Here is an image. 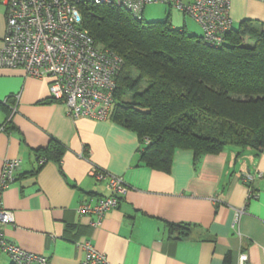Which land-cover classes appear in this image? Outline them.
I'll use <instances>...</instances> for the list:
<instances>
[{"label": "crops", "instance_id": "crops-1", "mask_svg": "<svg viewBox=\"0 0 264 264\" xmlns=\"http://www.w3.org/2000/svg\"><path fill=\"white\" fill-rule=\"evenodd\" d=\"M1 2L0 46L6 26ZM229 2L233 27L243 19L264 23V0ZM173 9L166 7L164 15L173 26L186 27L190 16ZM48 83L19 67L0 69V171L4 160H20L1 194L14 217L2 228L7 240L46 256V264H79L85 252L74 242L86 238L110 264H238L240 252L249 264H264V147L239 154L226 147L197 158L192 150L176 149L168 171L154 169L141 159L143 143L134 131L109 116L71 118L62 102L49 100ZM16 95L11 115L2 102ZM51 139L64 150L60 159L40 164L39 150ZM92 166L127 186L96 227L89 225L92 215L77 210L81 202L107 194L105 181L90 175ZM244 174L252 180L244 182ZM247 183L255 189L249 199ZM237 209L244 211L234 225ZM170 223L189 229L175 237L179 231H166ZM3 259L8 258L0 254Z\"/></svg>", "mask_w": 264, "mask_h": 264}, {"label": "trees", "instance_id": "trees-1", "mask_svg": "<svg viewBox=\"0 0 264 264\" xmlns=\"http://www.w3.org/2000/svg\"><path fill=\"white\" fill-rule=\"evenodd\" d=\"M144 8L135 16L120 6L81 5L82 26L95 44L122 58L109 117L138 135L141 159L168 171L176 149L192 150L194 158L226 147L238 154L259 153L264 147V23L243 19L225 33L221 47L213 48L184 25L173 26L168 13L145 20ZM13 103L10 96L2 102L9 108ZM63 150L51 139L39 150L40 164L60 159ZM188 229L166 226L167 233L179 231L175 237ZM9 264L14 263L9 259Z\"/></svg>", "mask_w": 264, "mask_h": 264}, {"label": "built area", "instance_id": "built-area-1", "mask_svg": "<svg viewBox=\"0 0 264 264\" xmlns=\"http://www.w3.org/2000/svg\"><path fill=\"white\" fill-rule=\"evenodd\" d=\"M6 26L0 46V69L22 67L35 77L49 79L48 91L52 98L64 104L71 118L106 119L116 87L115 76L122 66V58L109 48L95 44L88 30L82 26L81 5L120 6L139 16L145 5L161 3L189 15L201 28V38L208 47H221L224 35L231 28L229 0H4ZM10 114L16 111L18 96H13ZM5 102V100H3ZM9 119V118H8ZM0 130L3 127L0 126ZM19 159H6L0 171V254L14 264H46L47 257L20 248L6 239L3 226L14 221L13 213L2 206L1 194L15 178ZM90 175L105 181L106 195L94 202H81L77 210L92 215L91 227H96L106 211L115 208L127 186L123 179L97 166ZM253 176L244 174L243 181ZM255 193L249 187L248 199ZM243 209H237L234 225ZM85 255L79 264H110L86 238L75 242ZM238 264H249L245 252H240Z\"/></svg>", "mask_w": 264, "mask_h": 264}, {"label": "rangeland", "instance_id": "rangeland-1", "mask_svg": "<svg viewBox=\"0 0 264 264\" xmlns=\"http://www.w3.org/2000/svg\"><path fill=\"white\" fill-rule=\"evenodd\" d=\"M2 0H0V4L2 7ZM166 7L163 4H149L146 5L144 8V12H143V16L145 20H154V19H160V17L164 16L165 14V10ZM173 11H177L176 9H173ZM192 18H186V29L189 32H192L196 35L199 34V28L198 26L194 23V21L192 20ZM2 262H0V264H7L8 259H3L1 260Z\"/></svg>", "mask_w": 264, "mask_h": 264}]
</instances>
